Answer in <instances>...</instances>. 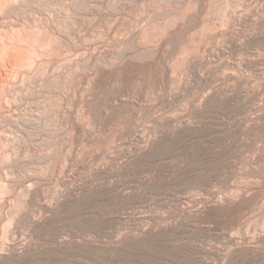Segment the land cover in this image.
<instances>
[{"label": "rangeland", "instance_id": "374dc122", "mask_svg": "<svg viewBox=\"0 0 264 264\" xmlns=\"http://www.w3.org/2000/svg\"><path fill=\"white\" fill-rule=\"evenodd\" d=\"M0 13V264H264V0Z\"/></svg>", "mask_w": 264, "mask_h": 264}, {"label": "bare ground", "instance_id": "6f19581e", "mask_svg": "<svg viewBox=\"0 0 264 264\" xmlns=\"http://www.w3.org/2000/svg\"><path fill=\"white\" fill-rule=\"evenodd\" d=\"M14 2V1H16V0H5V2L6 3H10V2ZM21 1V0H20ZM18 3V2H17ZM0 16H1V13H0ZM9 18V17H8ZM10 21V20H9ZM13 31H15V30H13ZM13 31H10L9 32V34L10 35H13L15 32H13ZM4 33H6L5 32V30H1L0 31V36H3V35H5ZM8 33V32H7ZM9 35V36H10ZM8 37V36H7ZM2 38V37H1ZM8 39V38H7ZM11 40V39H10ZM8 41V40H7ZM13 42V41H12ZM4 45V44H3ZM39 48V47H38ZM41 50V49H40ZM32 56H33V54H32ZM16 58H18V57H16L15 56V54H13V55H11L10 53H8V49L4 46V48H1L0 49V66H3V67H5L6 69H8L9 70V68H11V67H13V65L16 63V62H18V63H20V61L22 60L23 61V65H22V67L24 68V67H30L31 65H32V63H33V59L31 58V57H28V58H26V59H24V58H22L21 60H17ZM37 58V57H36ZM21 64V63H20ZM4 69V68H3ZM5 70V69H4ZM24 70V69H23ZM11 71V70H10Z\"/></svg>", "mask_w": 264, "mask_h": 264}]
</instances>
